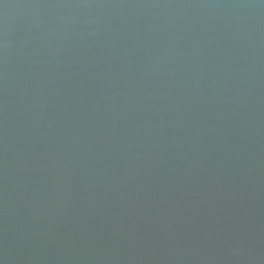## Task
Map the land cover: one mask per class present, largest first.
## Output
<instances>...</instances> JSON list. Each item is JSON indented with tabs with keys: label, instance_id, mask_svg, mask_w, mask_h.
<instances>
[{
	"label": "water",
	"instance_id": "1",
	"mask_svg": "<svg viewBox=\"0 0 264 264\" xmlns=\"http://www.w3.org/2000/svg\"><path fill=\"white\" fill-rule=\"evenodd\" d=\"M0 264H264V0H0Z\"/></svg>",
	"mask_w": 264,
	"mask_h": 264
}]
</instances>
